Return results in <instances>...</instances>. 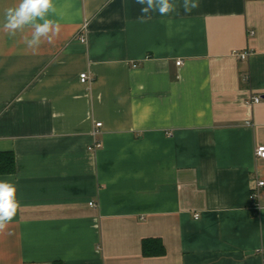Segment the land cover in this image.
Wrapping results in <instances>:
<instances>
[{
	"label": "crops",
	"instance_id": "1",
	"mask_svg": "<svg viewBox=\"0 0 264 264\" xmlns=\"http://www.w3.org/2000/svg\"><path fill=\"white\" fill-rule=\"evenodd\" d=\"M171 3L141 23L136 0H54L35 54L0 31V264H264V0Z\"/></svg>",
	"mask_w": 264,
	"mask_h": 264
},
{
	"label": "clouds",
	"instance_id": "2",
	"mask_svg": "<svg viewBox=\"0 0 264 264\" xmlns=\"http://www.w3.org/2000/svg\"><path fill=\"white\" fill-rule=\"evenodd\" d=\"M136 3L141 5V15L137 18L141 23L151 19L150 12L167 15L176 10V5L171 3V0H136ZM198 6L197 0H184L183 3L186 13ZM56 13L54 0H19L17 5L3 9L0 31L9 38H14L20 33L21 42L35 54L41 44H54L59 37L60 23L49 18L50 14ZM26 32L28 34H25ZM18 208L15 185L0 181V232L8 228Z\"/></svg>",
	"mask_w": 264,
	"mask_h": 264
},
{
	"label": "built area",
	"instance_id": "3",
	"mask_svg": "<svg viewBox=\"0 0 264 264\" xmlns=\"http://www.w3.org/2000/svg\"><path fill=\"white\" fill-rule=\"evenodd\" d=\"M83 27H86L85 23L83 24ZM249 33H252V31L249 30ZM78 39H79L80 41H85V40H86L85 37H84L83 35H79V36H78ZM247 54H248V51H242V52L238 53V56H239L240 58H244V57H246ZM180 62H181L180 60H177V61L175 62V64H179ZM88 80H89V76H88L87 72H81V73L79 74V81H80V82H86V81H88ZM259 100H260V97H259L258 95H252V96H250V97L246 100V103H248V104L256 103V102H259ZM94 125H96V126L98 127V126H101V123H100V122H95ZM95 131H96V129H94V130L92 131V133L94 134ZM98 144H99L98 142H97V143H94L92 146L89 147V149H92V148H94L95 146H98ZM254 155H255L256 157H258V158H264V146H263V145H256V146H255V149H254ZM263 183H264V182H263L262 180H258V181H256V183H255L253 189H251L252 191H251V193H250V199H251V202H252L253 208H257V207H258V205H257V203H256V196H257L256 188H257V186H260V185H262ZM89 204L94 205L93 202H89ZM195 217H197V215H195Z\"/></svg>",
	"mask_w": 264,
	"mask_h": 264
},
{
	"label": "trees",
	"instance_id": "4",
	"mask_svg": "<svg viewBox=\"0 0 264 264\" xmlns=\"http://www.w3.org/2000/svg\"><path fill=\"white\" fill-rule=\"evenodd\" d=\"M15 158L11 151H0V174L14 172ZM142 252L145 255H156L163 252V246L159 239H144L142 241Z\"/></svg>",
	"mask_w": 264,
	"mask_h": 264
}]
</instances>
